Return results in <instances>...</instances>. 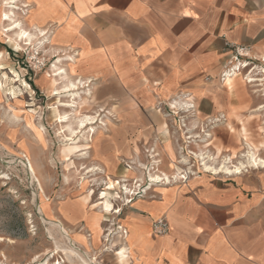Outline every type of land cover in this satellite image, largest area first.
Instances as JSON below:
<instances>
[{
  "label": "crops",
  "instance_id": "obj_1",
  "mask_svg": "<svg viewBox=\"0 0 264 264\" xmlns=\"http://www.w3.org/2000/svg\"><path fill=\"white\" fill-rule=\"evenodd\" d=\"M4 7L20 11L28 31H43L34 45L42 40L43 51L65 53L70 73L63 71L90 80L94 96L106 102L115 119L93 156L110 173L120 158L139 159L138 145L153 141L161 144L160 168L169 171L171 158L162 146L168 120L161 110L173 98L183 95L181 100L192 101L183 104L189 109L178 110L189 114L192 130L200 126L202 133L209 132L211 121L220 120L211 133L217 134L218 144L234 149L241 145V121L264 109V103L245 100L241 89L229 91L237 78L229 87L218 79L226 44L264 55V0H17ZM55 67L61 66L53 65L49 72ZM229 125L238 132H228ZM126 175L132 179L140 172ZM83 198L89 205V196H83L69 213L76 228L83 227L80 236L97 219L93 243L87 241V247L97 248L102 244L98 217L103 215L82 207ZM262 204L264 177L242 173L156 186L119 210L118 223L126 235L124 242L115 240L114 254L119 264H264ZM160 217L169 225L163 236L151 229ZM120 243L126 252L119 251Z\"/></svg>",
  "mask_w": 264,
  "mask_h": 264
},
{
  "label": "rangeland",
  "instance_id": "obj_2",
  "mask_svg": "<svg viewBox=\"0 0 264 264\" xmlns=\"http://www.w3.org/2000/svg\"><path fill=\"white\" fill-rule=\"evenodd\" d=\"M2 2L3 0H0V14L10 9L5 8ZM17 16L22 22L24 21L25 16L20 11H18ZM4 25L3 22H0V54H2L0 55V68L3 69L0 70V238L2 239L0 241V264H69L63 251L58 246L61 243L62 245H67V241L61 237L57 229H49V226L40 220L38 208L41 209V214L45 219L61 223L65 231L70 230L69 236L75 239L82 237V235H77V233L83 227L76 228L69 210L72 209L71 204L83 196H89V205L86 203V199L83 198L81 206L87 207L88 211L101 212L105 222L100 226L103 231L98 232L101 236L102 244L97 248H90V246L87 247L86 242H83L80 250L88 251L92 259L98 264H119L117 256L114 254V239L116 232H119L117 226H119L118 217L120 211L116 212L117 214H105L96 200L106 188L107 178L113 182L118 181L120 186L123 184L121 183L122 180L126 181L129 188L134 186L132 183L135 180H140L143 184H146V174L137 168V165L142 169L145 168L144 149L150 147H157L155 149L160 154V164L162 165L161 144L157 143L155 145L153 141L150 144L138 145L139 159L135 157L133 158L134 160L120 158L111 173L108 169L102 168L93 154H98V142L111 128V120H114L115 117L109 112L106 102L95 95L89 105L84 99L87 105L80 111L81 115L96 116L95 124L89 126L81 133V135L89 137V154L77 156L84 153L83 151L68 155V146L66 145L76 143L80 146V150H83L86 144L81 135L74 142H64L60 138L58 129L61 126L56 122V115L61 113L63 109L58 107L57 103L70 98L68 93L53 96L52 91L54 88L47 79L51 75L49 71L53 65L61 66L69 73L70 62L65 59V53L53 54L48 48H45L44 51L43 49L35 51L38 44H22L20 47L13 45L7 41L2 33ZM247 48L250 52L248 55H250L251 61L242 70L241 76L237 78L236 87L229 91H235L237 88L241 89L244 94L243 98L248 102L264 103V63L260 61V57L264 55H258L253 48ZM226 49L228 54L221 64L220 72L231 59L232 50L227 47ZM2 51H7L8 55H3ZM53 55L56 58L52 57ZM9 72L15 73L16 76L13 73L9 74ZM3 73L6 74V78ZM253 75L256 76L254 77ZM246 76H252V78L259 79V81L250 82V79L247 80ZM24 83H27L32 90L26 87ZM36 84L39 87H36ZM81 86L78 87L80 89L78 93L83 98H86L84 96L85 91L91 89L92 92V86ZM183 98V95L173 98L167 105V109L161 110L165 119L168 120L166 123L168 138L162 146L164 151L165 146L170 144L173 154L176 155L178 160H180L179 154L187 157V164H178L180 169L192 167L189 169L191 172L196 173L190 176L187 181L202 175L196 172L202 170V168L199 167L197 160L190 158L188 151L198 153V150H202V154L210 157L214 156L215 164L212 166L214 169H219L225 158L228 157L233 159L234 164H237V162L245 163L249 150L247 145L252 149H258V156L264 159V109L251 112L250 115H254V117H247L241 121V145L236 149L229 146L226 148V146L218 144L217 134L211 133L216 123H219V119L216 123L211 121L208 127L209 132L205 130L202 133L200 126L192 130L194 124L191 122L189 114L178 111L189 109L183 104H188L191 100L188 97L181 100ZM14 116L17 119H14ZM251 118H253L252 121L250 120ZM220 119L223 120L222 118ZM101 122H103V126L100 125ZM230 127L229 125L228 132L231 130L236 131L235 127ZM38 133H40V138ZM208 133H211L212 136L209 137ZM211 138L215 140L212 143H210ZM163 154L166 153L164 152ZM223 156L224 158L222 159ZM16 160H23L26 164L27 160L30 161L43 194L39 191L38 183L35 180L32 182L30 177L25 175V168ZM161 165H159L158 171L162 175L167 174L168 177L173 175L174 172H165L160 168ZM170 165L171 163L168 160V170L171 167ZM92 166L97 167L101 172L86 173L87 170H91ZM131 170H139L142 175L129 179L130 175L125 176V174L126 171L128 174ZM245 171H243L242 175L264 177L263 169L253 170L247 168ZM150 175L154 176V174L149 173L148 176ZM205 176L211 178L227 177L209 173L204 174ZM180 183L182 184L183 182L179 181V183L173 184ZM145 186L146 188L148 187L147 185ZM156 186L165 187L168 185H152L147 189L149 191ZM120 196L121 198L116 200L113 205L116 208L119 206L121 209L124 206L126 196L123 191H121ZM65 204H67V207ZM66 221L74 225L69 226ZM94 221L97 222V219H93L86 224L88 232L83 231L84 236L91 240L92 243L95 232L92 230ZM109 228H111L110 232L108 231ZM75 247L78 248V245H75ZM74 264L78 263L75 262Z\"/></svg>",
  "mask_w": 264,
  "mask_h": 264
},
{
  "label": "bare ground",
  "instance_id": "obj_3",
  "mask_svg": "<svg viewBox=\"0 0 264 264\" xmlns=\"http://www.w3.org/2000/svg\"><path fill=\"white\" fill-rule=\"evenodd\" d=\"M16 2H17V0H3L2 3L4 6H11V4H14ZM0 22H3L5 24L3 29H2V33L5 35V38L7 39V41L8 42L11 41L10 43H12L13 45H16L17 47H20V45H22V44L31 45L35 41L36 42L38 41L37 38L39 36H41V37L44 36V32L41 30L38 31L36 29L38 31L37 33H33L31 31H28L25 28V24L21 21V19L17 16V14L12 9H8L7 12H3L0 14ZM14 24L18 25L19 27L14 28L13 27ZM21 32H28L31 39L29 40L27 38H22L20 35ZM43 43L44 42H42V40H39V42L37 43L38 47L35 49V51H38L39 49H43ZM260 61L262 63H264V57H262L260 59ZM0 70H3V69L0 68ZM241 72H240V68H238L237 72L234 71L233 74L226 75L223 80H220V82L225 84L227 87H229V82L232 80L234 81V79L241 76V74H242ZM12 73L9 72V74H12ZM13 74L16 76L15 73H13ZM3 76L6 78L5 73H3ZM253 76L255 77L256 75H253ZM71 77H73V76H71ZM71 77H69V75L63 71L62 67H55V69L51 72V75L47 79V81L49 83H51V85L54 88L52 91L53 96H60L61 94H67V93L69 94L68 95L70 98L69 100L59 101V103H57V106L61 107L63 109V111H61V113H57L56 122L58 124H60V126H61L60 129H58V134L60 135V138H62V140L64 142H74L76 139H78L77 137L80 136L81 133H83L82 132L83 130H85L89 126H93L95 124V119H96V116H94V115H81L80 114L81 109H83L87 105L85 100L88 102V105L91 104L93 101V98H94V94L90 90H87V91H85V94L83 93L84 96H86V98H83V96L80 93H78V91L80 90V89H78V87L80 85H82V86L86 85V87H88V85L91 83V81L88 79H84V80L78 79L77 80V79H73ZM251 78H252V76L251 77L246 76V79L247 80L250 79L249 80L250 82L259 81V79H254V78L251 79ZM24 85L26 87H29L27 83H24ZM57 86H59V87L57 88ZM29 89H30V87H29ZM30 90H32V89H30ZM16 104H17V102H16ZM14 111H16V109H14ZM14 119H17L16 116H14ZM102 124H103V122L100 123L101 126H103ZM81 125H83V126H81ZM81 136L83 138V141L86 144V145H84L85 149L80 150V146L77 145L76 143H72L71 145H66V146H68V148H67V151L69 153L68 155H74L75 153H79V152H83V151H84V153L78 154L77 156H83V155L86 156L89 154L88 153V151H89L88 143L90 142L89 137L87 135H85V136L81 135ZM38 137L40 138V133H38ZM195 146H197V145H195ZM247 146H248L249 150L247 152L248 155H246V157L248 156L246 159V162L244 161L245 163L237 162V164H234L233 159L231 157H228V158H225L224 163L226 161H228V162L225 164L222 162L223 164L219 169H214L212 167L215 164V158H213L214 156L210 157L209 155H206V154H196V153H193L192 151H188V155L190 156L191 159L197 160L199 167L202 168V170H199L197 172L201 173L202 175L209 173L212 175H219L220 174L223 176L232 177V176L240 175L241 173H243V171L246 172L245 170L247 168L248 169L259 168V167L264 168V159H261L258 156L256 149H252L249 145H247ZM164 152L166 153V155H168L171 158V160H169V162L171 163V165H170L171 167H170L169 171L174 172L173 175L169 176V177L167 176V174L162 175L165 179L164 185L179 183V180L182 179L181 177L186 178L187 174H190V173L193 174V172H191V170L189 169L192 167H189L186 170V169H180V167L178 166V164H187V157H185V155H182V154L179 155L180 160H178L177 158L174 159L172 147L170 144H167L165 146ZM243 156L245 157L244 154H243ZM223 158H224V156L222 157V159ZM241 158H243V157H241ZM67 160H69V159H67ZM16 161H18V163H20L25 168V171H26L25 175H27V177H30L32 182H33V180H35L38 183L39 191L41 194H43V190H42L38 180L36 179L35 171H34L32 164L30 163V161L27 160V164L23 160H16ZM156 163L159 164L160 161L158 160V161H156ZM142 166H143V164H142ZM236 168H240V171L236 172L235 171ZM87 169H89V168H87ZM98 171H99V173L101 172L97 167L92 166L91 170H87L86 173L98 172ZM140 175H142V174H140ZM189 176H191V175H189ZM157 177L158 176H153V175L149 176V178L152 179L153 182L155 180H158ZM195 178L196 177H194L192 179H195ZM122 182L125 183L126 181H122ZM186 182H188V181H185L184 183H186ZM109 183H112L115 186L113 188H109L108 187ZM105 186H106V188L104 189V191L101 192V194H99V198L96 200V202L101 207L102 211L105 212V214H109V213L117 214L116 213V212H118L117 209H120V208H119V206L117 208H116V206L114 207L113 203H115L116 200H119L121 198V196H120L121 191H125V189H127V187L125 186V184H122V186H120L119 183L117 184V182H113L109 178H107V182H106ZM122 187H124V188H122ZM126 192L128 193L129 190H127ZM106 205H111V209L106 210ZM38 212H39V215L41 218L40 220H42L44 224L48 225L49 229H51V228L57 229L59 231L61 237L67 241V245H62V243L58 244L59 248L63 251V253L65 255L67 263L74 264L75 262H77L78 264H98V263H96V261L94 259H92V256L90 255V253L88 251H86V250L81 251L80 250L81 245H83V242H86V244L88 243L87 242L88 239L86 236L77 237L74 239L71 236H69L70 231H65V228L63 227V225L61 223L56 222V221L51 220V219L50 220L45 219L41 214L42 211L40 208H38ZM101 222H105V220H103L102 218L99 219V226L97 227L98 232L103 231V229L100 227ZM106 222H108V221H106ZM108 231L110 232L111 228H109ZM120 233L121 232L116 233L114 240L117 239L121 242H124V237ZM100 237L101 236L99 235V238ZM0 241H2L1 238H0ZM75 245H78V248H76ZM126 250L127 249H126L125 243L121 244L119 251L123 253V252H126ZM124 262H125V259H124Z\"/></svg>",
  "mask_w": 264,
  "mask_h": 264
},
{
  "label": "built area",
  "instance_id": "obj_4",
  "mask_svg": "<svg viewBox=\"0 0 264 264\" xmlns=\"http://www.w3.org/2000/svg\"><path fill=\"white\" fill-rule=\"evenodd\" d=\"M226 47L228 49H231V59L227 62V64L223 67V70H221L220 72V79L223 80L225 78L226 75H231L233 74L234 71L237 72V69L240 68V72L242 70H244L250 63V55H248L249 49L247 47L244 46H239V45H234V44H226ZM144 157L146 159L145 163V168L142 169L140 166L137 165V168H139L142 172H144L146 174V184H143L142 181L140 180H135L132 184L134 186H132L131 188H129V185L127 184V182L123 183L121 181V183L125 184V186L127 187V190H129V192L127 193L126 191L124 192V195L126 196L125 200H124V205L130 204L134 199L136 198H143L145 197L147 191H148V187L152 186V185H164L165 183V179L162 176V174L158 171V167L160 165V163H156V161H160V154H158L156 152L155 147H150V148H145L144 149ZM187 168V167H185ZM187 170V169H186ZM197 172V171H196ZM149 173L154 174V176H158L159 179L155 180L153 182L152 179L149 178ZM193 174H187L186 178L181 177L182 179L179 181H182L183 183L185 181L188 180V178H190L189 175L193 176ZM183 175V174H182ZM186 175V174H185ZM147 185L148 187L146 188ZM124 188V187H122ZM117 229L119 230V232H121L122 236L126 235V231L121 229L120 226H117ZM151 229L153 234L157 235V236H163L165 234L168 233L169 231V225L167 220L164 217H160L157 220L153 221L151 224Z\"/></svg>",
  "mask_w": 264,
  "mask_h": 264
},
{
  "label": "snow or ice",
  "instance_id": "obj_5",
  "mask_svg": "<svg viewBox=\"0 0 264 264\" xmlns=\"http://www.w3.org/2000/svg\"><path fill=\"white\" fill-rule=\"evenodd\" d=\"M185 15H192V13H190V12H186ZM13 27L15 28V27H19V26L14 24ZM41 34H42V33H41ZM20 35H21L22 38H27V39H29V40L31 39L30 36H29V33H28V32H21ZM10 42H11V41H10ZM0 55H2V54H0ZM17 79H19V78L17 77ZM81 126H83V125H81ZM235 171H236V172H239V171H240V168H236ZM157 179H159V177H157ZM118 183H119V182L117 181V184H118ZM114 186H115V185H113L112 183H109V184H108V187H109V188H113ZM125 191H127V189H125ZM102 195H103V194H102ZM261 208H262V210H264V204L261 205ZM110 209H111V205H106V210H110ZM117 211H119V209H117ZM196 231H202V229H196Z\"/></svg>",
  "mask_w": 264,
  "mask_h": 264
}]
</instances>
